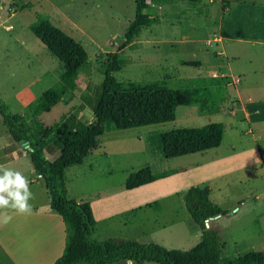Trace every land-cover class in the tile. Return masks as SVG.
<instances>
[{
  "label": "rangeland",
  "instance_id": "rangeland-1",
  "mask_svg": "<svg viewBox=\"0 0 264 264\" xmlns=\"http://www.w3.org/2000/svg\"><path fill=\"white\" fill-rule=\"evenodd\" d=\"M234 1L149 0L151 8L147 10L143 27L134 41L120 50L121 69L116 73L117 78L123 85L129 81L159 80L172 89L198 88L199 93L191 104L178 106L174 120L106 130L99 137L103 144L100 153L97 148L82 163L67 168L70 196L90 201L99 217L93 233L95 239L141 237L138 239L141 242L190 249L202 236V229L188 211L184 194L191 185L210 184L211 198L228 211L209 221L221 232L223 258L233 260L253 250L264 252V168L252 160L257 135L264 153V122L230 120V116L220 113L236 107L235 100L226 93L227 83L234 76L240 80L231 85V93L236 95L239 90L249 105L264 104V46L227 41L223 52L222 44L214 42L211 49L223 52L219 56L214 52L208 54L215 66L210 68L217 70L201 78L199 67L201 61L209 64L204 52L206 41L200 40L208 38L205 33L210 31L209 25L221 6L226 15L225 10ZM135 13L136 0H0V97L13 113L22 116L40 142L49 145V155L58 150L50 138L69 115L75 113L84 123L94 118L107 52L116 50L123 41ZM40 17L49 18L80 41L88 51V62L79 72L75 90L36 112L42 93L60 85L64 71V63L30 27ZM212 121L225 124L219 146L172 158L160 152L162 133ZM230 121H236V126ZM6 127L0 113V147L9 135ZM15 143L16 147L28 149L24 143ZM247 151L244 154L248 155L247 165L233 167L236 165L230 155ZM26 161L28 165L33 164L30 156ZM191 164L208 167L165 181L167 172L178 173L179 168ZM150 165L155 182L139 187L133 198L152 199L151 203L144 213L139 212L136 219L132 218L137 225L129 224L126 221L131 218L119 203L120 199L128 201L126 179L131 172ZM3 167L11 168L10 165ZM23 169L26 170L25 165ZM156 184L158 187H150ZM43 198L42 195L40 200ZM109 211H117L111 213L117 215L103 221L100 214ZM125 263L126 260H121L115 264ZM144 264L160 263L146 261Z\"/></svg>",
  "mask_w": 264,
  "mask_h": 264
},
{
  "label": "trees",
  "instance_id": "trees-1",
  "mask_svg": "<svg viewBox=\"0 0 264 264\" xmlns=\"http://www.w3.org/2000/svg\"><path fill=\"white\" fill-rule=\"evenodd\" d=\"M201 1V0H191ZM224 7V6H223ZM151 8L149 0H136V13L125 37L116 50L107 52V66L98 97L94 118L84 123L75 113L69 115L50 140L58 147V155L46 156L44 144L29 130L22 116L13 113L0 97V113L13 139L27 142L28 154L35 172L41 176L51 194L53 210L62 215L66 241L63 254L52 264H113L131 260L137 264L155 261L160 264H264V252L253 250L233 260L222 256L223 239L217 226H207V220L228 211L210 197L208 185H192L184 200L193 220L201 226L202 240L190 249L167 248L157 242H141L131 238L93 237L96 218L90 201L70 197L66 170L82 163L98 145L106 130L127 129L174 120L180 105L191 104L198 88H170L164 81L123 85L116 76L121 69L120 50L130 45L143 27ZM35 35L64 63L60 85L45 90L35 107L40 112L78 86L79 72L88 62V51L80 41L56 26L49 18L40 17L30 24ZM60 61V62H61ZM215 81H217L215 79ZM225 124L212 121L201 126L173 128L161 134L158 148L166 158L204 151L219 146ZM150 166L131 172L125 187L132 189L153 182Z\"/></svg>",
  "mask_w": 264,
  "mask_h": 264
},
{
  "label": "crops",
  "instance_id": "crops-1",
  "mask_svg": "<svg viewBox=\"0 0 264 264\" xmlns=\"http://www.w3.org/2000/svg\"><path fill=\"white\" fill-rule=\"evenodd\" d=\"M205 9H206L205 12H207L208 11L207 8ZM223 9L224 7L221 6V11L217 15V17L214 18V20L212 21L213 25L209 23L210 31L205 33L208 36V38H206L205 40H200V42L206 41L207 47L204 50V52L207 59L209 58L208 54H210L211 52H214L215 54H217V56L225 52L224 44L227 41L257 43L264 46V0H235L231 4V6L225 10L226 15L224 14ZM257 16H259V18H257ZM214 42L217 44L218 43L222 44L223 52L211 49ZM203 63L204 62L201 61L199 64L201 71L200 72L201 78L207 76L211 72H214V70H217L216 68H210L211 66H214V64H211L212 60L210 58L208 65H205ZM212 75L215 76L217 74L212 73ZM225 75L226 74H221L220 76H225ZM236 78L239 79V76H236ZM236 78L234 76L232 82H228L226 87V93L231 100H235L236 107L230 110V112H228L227 110H223V112L220 111V113L228 117L230 116V120L232 119L241 120V118H243L245 120H248L250 124L252 123L256 124L257 121L264 122V104L258 107L254 105H249L245 101H243V98L239 93V90L237 91L236 95L231 93L230 91L231 85H236V83L239 82V81H235V82L233 81ZM219 109L217 108V110ZM240 113H242V115H239ZM230 122L231 125L236 126V121L235 122L230 121ZM252 129L254 130L255 128L252 127ZM257 131L258 130L256 129L255 133H257ZM254 140L256 141L255 142L256 145L254 148L255 155L253 156L252 160L254 161V163H257V165H260L261 167L264 168V153L261 148L262 146L258 142L260 140L259 136L258 135L255 136ZM15 144H16L15 140L13 139L11 133L9 132V135L7 137L5 136V140L0 147V167L10 165L11 168L23 172V174L27 177L29 181V187L32 191V196L29 199V201H31L29 202L30 210L26 213H17L13 209L2 210L4 214L11 215L12 218L7 223L0 222V264H52L58 257H60L63 254L65 248V241H66L65 223L62 215L56 212L55 210H53L51 206V194L49 189L45 185L43 178L36 174L33 164L28 165L29 163H27L26 161V158L29 156L28 150L24 147L23 148L16 147ZM43 144L45 148V154L47 157L53 159L58 155L59 150H56L55 154L49 155L51 148L47 143H43ZM97 148H99L98 151L100 153V151L103 148V144L101 145L100 140L98 142V145L95 148H93L91 152ZM233 149H235V147H233ZM247 153L248 151L244 152L243 154L239 152L237 154L230 155V160L236 165L233 167H237V166L242 167L244 165H247L248 155H244ZM23 165H25L26 170L23 169ZM151 166L152 165H150V167ZM207 167H208L207 164L205 165L191 164L190 166H183L179 168L178 173L167 172L165 174L164 179L166 181L174 176H179V178L180 176L184 177L185 174L188 172L196 171L198 169L200 170V168H207ZM164 172L166 171L164 170L163 173ZM161 180L163 179L161 178L159 181ZM157 185L159 184H156L154 186L152 185L150 187L151 188L158 187ZM206 185H208L211 188V192H210V197H211L212 186L210 184H206ZM142 186L143 185L139 187ZM67 187L69 189V195H70V186L68 184ZM139 187L127 189V191H125L129 195L128 201L123 199L119 200V203L124 205L122 211L127 212L128 213L127 217L131 218L126 221L129 222V224L135 223L137 225V223L133 219H136L138 217L139 212L144 213L145 210L147 209V206L150 205L152 200V199L138 200L133 198L134 192L139 190L140 189ZM42 195L44 198L40 200V197ZM124 198H126V196H124ZM78 200L83 201L82 199H78ZM93 211L97 221L95 225V230H96L99 217L96 215L94 208ZM113 212H117V211H109L106 214H100V216L103 219V221H106L108 218H113L114 216L117 215V214L113 215L114 214ZM142 219H144V216ZM210 225L211 224H209V226ZM131 239H136V237ZM138 239H141V237L137 238L136 240ZM201 240H202V236L199 237V240L195 245H197ZM125 264H136V263L132 262L131 260H127Z\"/></svg>",
  "mask_w": 264,
  "mask_h": 264
},
{
  "label": "clouds",
  "instance_id": "clouds-1",
  "mask_svg": "<svg viewBox=\"0 0 264 264\" xmlns=\"http://www.w3.org/2000/svg\"><path fill=\"white\" fill-rule=\"evenodd\" d=\"M31 196L29 181L23 172L0 167V222L7 223L12 218L4 214L3 209H13L17 213L28 212Z\"/></svg>",
  "mask_w": 264,
  "mask_h": 264
},
{
  "label": "water",
  "instance_id": "water-1",
  "mask_svg": "<svg viewBox=\"0 0 264 264\" xmlns=\"http://www.w3.org/2000/svg\"><path fill=\"white\" fill-rule=\"evenodd\" d=\"M24 145H25L27 148H29V145L27 144V142H24ZM220 215H221V214H219V215H217V216H215V217H211V218H209V219L207 220L206 225L209 226V224H210L209 221L212 220L213 218H217V217H219Z\"/></svg>",
  "mask_w": 264,
  "mask_h": 264
},
{
  "label": "built area",
  "instance_id": "built-area-1",
  "mask_svg": "<svg viewBox=\"0 0 264 264\" xmlns=\"http://www.w3.org/2000/svg\"><path fill=\"white\" fill-rule=\"evenodd\" d=\"M233 81H234V82H235V81H239V79H237V78H236V79H235V80H233Z\"/></svg>",
  "mask_w": 264,
  "mask_h": 264
}]
</instances>
